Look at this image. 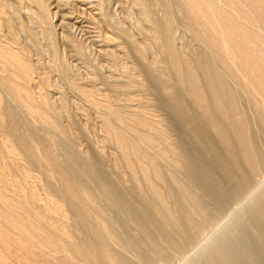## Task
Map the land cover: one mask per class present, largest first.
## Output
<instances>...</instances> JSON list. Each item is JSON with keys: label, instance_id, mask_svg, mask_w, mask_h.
<instances>
[{"label": "bare ground", "instance_id": "obj_1", "mask_svg": "<svg viewBox=\"0 0 264 264\" xmlns=\"http://www.w3.org/2000/svg\"><path fill=\"white\" fill-rule=\"evenodd\" d=\"M127 1L0 0V264H264V0Z\"/></svg>", "mask_w": 264, "mask_h": 264}, {"label": "rangeland", "instance_id": "obj_2", "mask_svg": "<svg viewBox=\"0 0 264 264\" xmlns=\"http://www.w3.org/2000/svg\"><path fill=\"white\" fill-rule=\"evenodd\" d=\"M123 2H124V0H123ZM123 2H119V4H121V6H120L121 9H122V6H124V7H123V8H124L123 11H120L121 9H119V5H117V6H116L117 8H116V10L114 11V13H115V15H117V18L120 20V22H121V20H122V22H124V21L126 22V23H125V22H124V23L121 22L124 26H126L127 24H128V26H126V27H129V26H130L128 29L131 31L132 34H134V35L137 34V35L135 36V38L137 37V38H136L137 41H141V43H143L144 38L142 37V34L140 33V31L137 30V29H139L140 27L137 28V26H141V27L143 26V27L145 28L146 26L148 27V23H144L145 21H143V24H144V25H142V22H141L142 19L140 20L139 17H137L136 14H133L134 16L132 15V16L129 17L128 14L124 13L125 11L128 10V9H126V8L129 6V5H128V4H129V3H128L129 1H127V3L124 2V5H123ZM125 4H126V5H125ZM125 6H126V7H125ZM118 9H119V10H118ZM125 9H126V10H125ZM130 9H131V7L129 6V10H130ZM117 11H118V12H117ZM119 11H120V15H121V16L118 15V14H119ZM116 12H117V13H116ZM133 12L135 13V11H133ZM122 15H124V16H122ZM126 16H127V17H126ZM123 17H125L126 19H124ZM127 19H128V20H127ZM133 19H134V20H133ZM127 21H128V22H127ZM138 21H139V22H138ZM129 22H131V23H129ZM132 22H133V23H132ZM138 23H139L140 25H139ZM79 24H80V25H83V26L88 25V24H86V23H84V24H83V23H79ZM125 24H126V25H125ZM134 24L136 25V27H135ZM137 24H138V25H137ZM176 24H177V23H176ZM176 24H175V26H176V35L179 33L178 35H180L181 38L184 37L181 41H180V38L177 39L178 41H177L176 43L179 44L178 46H181V47H182V45H183V47H184V46L186 47V46H188V43H187L188 40H187V39H189L190 37H189V35H188L187 32H185V33L182 32V33H181V31H180V28H181V27H180V28L177 27L178 24H177V25H176ZM133 26H134V27H133ZM90 27H91V26H90ZM147 27H146V29H147ZM77 28H78V27H77ZM79 28H81V27H79ZM82 29H83V31H79V29H76L78 32L74 30V31H73V33L75 32V33H74V37L76 38V37L79 36V37L77 38V40H78L79 42H80L81 40H83V41L85 40L86 42L84 41V44H83V42H82V44L85 45V47H89V48L91 47L90 49L88 48V51L91 50L89 54H90V58H91V59H92V57L95 58V59H94V60H95L94 62L97 61L99 64H100V63H101V64L103 63V65H106L107 63H106L105 61H101V58H102V57L99 56V58H96V56L98 57V55L96 54V56H95V54H94V52L97 53V46L95 47V46H94L95 44H91V43H94V42H91V41H93L92 39H94V34H95V33H93V29L91 28L92 31H91L89 28L87 29V28L82 27ZM84 29H85V31H84ZM134 29H135V30H134ZM58 30H59V29H57V32H60L61 28H60L59 31H58ZM89 30H90L91 32H90ZM132 30H133V31H132ZM181 30H183V29L181 28ZM87 31H88V32H87ZM76 32H77V33H76ZM87 33H88V34H87ZM76 34H77V35H76ZM92 34H93V35H92ZM185 34H186V36H185ZM178 35H177V36H178ZM82 36H83V37H82ZM79 38H80V39H79ZM139 38H140V39H139ZM141 38H142V39H141ZM185 38H186V39H185ZM88 40H89V42H88ZM185 42H186V43H185ZM189 42H190V41H189ZM85 43L91 44L92 46H91V45H87V44H85ZM143 44H144V43H143ZM186 44H187V45H186ZM183 47H182V49H183ZM185 47H184V48H185ZM93 48H96V49H93ZM92 49H93V50H92ZM93 51H94V52H93ZM92 52H93V53H92ZM149 53H150V54L152 53V54H151L152 57L150 56ZM153 53H154L155 55H154ZM91 54H92V56H91ZM125 54H126V55H125ZM125 54H123V55L121 56V58L118 59L119 64H120L119 66H120V70H121V72H122L123 74H125V73H126V74H129V73H130V75H131V74H132L133 76L135 75V76H134L135 78H137V77L139 76L140 78H137V80L139 81L140 79H142V75H140V74L138 73V72H140V68H139V66L137 65V60H135V58L132 57L129 53H125ZM146 54H148V57H146L148 60H152V59H153V62L159 60V58L157 59L158 56L156 55V53H155L154 51H152V50L147 51ZM153 55H154V56H153ZM94 56H95V57H94ZM124 56H125V57H124ZM146 56H147V55H146ZM72 57H73V59H76L74 56H71V57H69V60H70L71 62L75 61L74 63L79 65V66H77V67H78L79 69L81 68L79 71H80V73L83 75V77H85V75L87 74V72L85 71V68H84V66H83V63H82V62H79V61L77 62V60H72ZM122 57H123V58H122ZM129 57H130V58H129ZM154 58H156L157 60L154 59ZM129 59L132 60L134 63H133L132 61H127V60H129ZM99 60H100V61H99ZM102 60H103V58H102ZM122 60H124V61H122ZM125 60H126V61H125ZM74 63H73V64H74ZM104 63H105V64H104ZM127 64H128V65H129V64H130V65L133 64V67H132V65H131V66L129 65V66L127 67V66H126ZM135 65H137L138 67L135 66ZM107 66H108V65H107ZM123 66H124V67H123ZM130 67H131V69H130ZM123 68H125V69H123ZM134 68H136V69H134ZM138 68H139V69H138ZM106 69H107V68H106ZM106 69H105V70H106ZM108 69H109V68H108ZM108 69H107V71H105L103 68H101V70H102L103 74L105 75V77H107L109 80H113V78L110 77V76L112 75V73L109 72ZM137 69H138L139 71H138ZM123 70H125V72H123ZM126 70H127V71H126ZM129 70H131V71H129ZM122 73H121V74H122ZM134 73H135V74H134ZM106 74H107V75H106ZM121 74H120V76H121ZM123 74H122V75H123ZM108 75H110V76H108ZM132 75H131V76H132ZM120 76H118V77H120ZM111 78H112V79H111ZM124 79H125V77H124ZM124 79H123V80H124ZM140 81H141V80H140ZM113 83H115V81H114ZM116 83H117V82H116ZM152 91H153V94L151 95V97L149 96V98H152V97L154 98V97H156V94L158 93V91H157L156 89H155V90L152 89ZM66 93H68V92L66 91ZM68 96H69V98H70V100H71V101L69 100V103H70V104H68V107L70 106L69 108H70L71 110L74 108V109L72 110V111H73V112H72V113H73V117L77 118L76 116H78L77 119H73L74 122L77 123V124H76L77 127H76V125L74 126L73 123H72V125H73V126H72L70 122H67V119L65 118V116H63V117H64V119H63L64 121H63V122H65V123L67 122V124H69V126H72V127H71V129L73 128L72 131L75 130V131H73L74 134H75V132H76V139H77V140H76V143H75V147L78 146L77 149H80V148H81V149L85 150V149L88 148V145L91 143L90 141H91L92 137H93L92 141H95V139L98 140V139L100 138V135H101V133H102V132H99V131H101V123H100V119H99V116L97 115L98 113L96 112L97 110H96L95 108L92 109V108H90V107H87V105L84 104V105L86 106V107H85L82 103H81V104L78 103V105H80V106L83 105L82 107L79 106V107L81 108V111H79L80 109H79V108H76V106H75V103L77 104V98L75 97L74 99H71V98L74 97V96H73V94H70V93H68ZM70 96H72V97H70ZM75 99H76V100H75ZM74 100H75V101H74ZM73 101H74V104H72ZM79 101H80V100L78 99V102H79ZM156 106H157V105H153V103L151 102V104H150V106H149L150 109H152L151 112L153 111V112L156 113V111H157V110H156V109H157ZM83 107H84V108H83ZM86 108L88 109V112H86V111H87ZM158 108H159V107H158ZM76 109H78V110L76 111ZM82 109H85L86 111H85V110H82ZM74 110H75V111H74ZM92 110H93L94 112H93ZM90 111H91V112H90ZM161 111H162L161 108H160V111H159V109H158V111H157V112H159V113H158L159 116H163V117L165 116V117H164L165 120H166V121L168 120V122H169L170 119H168L169 117L166 115V113H164V112L162 111V113H161V115H160V112H161ZM164 111H165V110H164ZM85 112H86L87 114H86ZM76 113H77V115H76ZM94 113H96V114H94ZM155 113H154V114H155ZM74 114H75V116H74ZM84 114H85V115H84ZM92 114H93V115H92ZM158 114L156 113L155 115L157 116ZM81 115H83L85 119H84L83 116H81ZM89 115H90V116H89ZM86 116H87V117H86ZM88 116H89L90 118H89ZM159 116H158V117H159ZM166 116H167V117H166ZM91 118H92V119H91ZM96 118H97L98 120H97ZM83 119H84V120H83ZM88 119H89V121H90L91 123L88 121ZM75 120H77V121H75ZM94 120H95V121H94ZM82 121H84V122H82ZM93 121H94V122H93ZM87 122L90 123V124L88 125ZM92 122H93V124H92ZM96 122H97L98 125L96 124ZM170 122H171V121H170ZM84 123H87V126H86V124H84ZM74 124H75V123H74ZM83 124L85 125V128H83V127H84ZM91 124H92V125H91ZM94 124H96V125H94ZM99 124H100V126H99ZM89 126H90V127H89ZM91 126H92V127H91ZM94 126H96V129H98V130H96L95 128H94L95 130L91 129V128H93ZM99 128H100V129H99ZM82 129H84L85 131H83ZM76 130L78 131V133H77ZM86 130H88V133H87ZM91 130H92V131H91ZM79 131H80V132H79ZM83 132H84V135L82 136V133H83ZM89 132H90L91 134H89ZM93 132H94V133H93ZM96 132H97V133H96ZM78 134H79V136H78ZM94 134H95V136H94ZM96 134L98 135L99 138H97V135H96ZM99 134H100V135H99ZM85 135H90V136H87V137H86ZM92 135H93V136H92ZM80 136H81V137H80ZM91 136H92V137H91ZM77 137H78V138H77ZM79 137H80V139H79ZM82 137H83L84 139H83ZM85 137H86V138H85ZM90 137H91V138H90ZM88 138H89L90 141H89V142H86V140H87ZM82 139H83V140H82ZM99 140H100V139H99ZM80 141H82V142H80ZM83 141L85 142V144H83V143H84ZM99 144H100V143H99ZM106 145H107V146H106ZM104 146H105V147H103V148L105 149L104 151H106L105 154L108 155V153H110L113 149H112L111 145H108V143L105 144ZM109 146H110V147H109ZM84 148H85V149H84ZM108 149H109V150H108ZM111 149H112V150H111ZM110 150H111V151H110ZM109 155H110V154H109ZM232 205H233V204H232ZM227 206H228L229 208H232V207H233V206H231L230 203H229V205L227 204ZM235 213H236V212H235ZM236 214H237V213H236ZM236 214H234L235 217H233V214L228 215V216H230V220H231V222L235 221L236 218L239 217V216H237ZM228 216H227V218L224 219V221H225V220L230 221L229 218H228ZM236 216H237V217H236ZM221 225H222V223H221ZM221 225H220V226H221ZM220 228H221V227H220ZM173 261H175V263L173 262L174 264H177V263H178V261L175 260V259H173ZM173 263H172V264H173Z\"/></svg>", "mask_w": 264, "mask_h": 264}]
</instances>
